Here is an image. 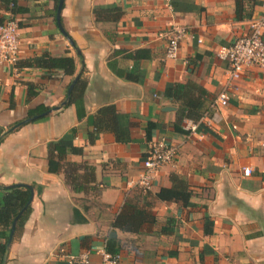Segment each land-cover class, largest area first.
I'll use <instances>...</instances> for the list:
<instances>
[{
	"label": "crops",
	"instance_id": "obj_1",
	"mask_svg": "<svg viewBox=\"0 0 264 264\" xmlns=\"http://www.w3.org/2000/svg\"><path fill=\"white\" fill-rule=\"evenodd\" d=\"M15 1L17 61L42 53L72 56L75 72L0 63V127L36 107H60L0 142V186L33 189L5 264H68V255L82 251L99 264L109 238L119 245L120 264H264V67L246 69L228 84L227 104L214 105L230 69L215 52L250 32L252 21L264 16V0H64L60 23L71 42L56 22L58 0ZM9 16L0 3V17ZM178 27L184 29L179 51L166 57L169 33ZM76 75L86 80L83 97L61 108ZM187 80L206 90L208 108L199 121L184 120L180 133L172 126L177 105L164 91ZM27 83L37 91L29 98ZM108 105L123 140L93 126V116ZM148 123L155 125L150 139ZM161 138L176 154L143 191L132 182L149 142ZM50 141L82 149L58 160L73 167L75 185L82 165L94 167V188L87 183L76 191L63 169L48 171ZM172 174L191 192L185 205L156 196L172 186ZM126 200L154 221L136 233L114 229Z\"/></svg>",
	"mask_w": 264,
	"mask_h": 264
},
{
	"label": "trees",
	"instance_id": "obj_2",
	"mask_svg": "<svg viewBox=\"0 0 264 264\" xmlns=\"http://www.w3.org/2000/svg\"><path fill=\"white\" fill-rule=\"evenodd\" d=\"M0 3L6 5V8L10 12L9 17H0V24L14 19V14L18 12L15 0H0ZM100 10L96 12L99 14ZM130 56V55H129ZM16 65H22L26 67H36L46 70H62L66 75L73 76L75 72V62L72 56H58L54 57L49 53H42L41 55L34 56L27 61ZM86 87V80L79 75L75 80L69 93L66 95V102L61 108L69 106L71 104H79L83 97V92ZM37 93L34 90V85L27 83V98L34 96ZM166 98H169L177 105L176 118L172 122L173 129L176 132H186L183 128L184 120L188 119L193 122H197L204 115L208 106L206 105L203 96L206 95V90L203 89L198 83L187 80L184 83L174 82L168 85L164 91ZM49 106H39L35 109L28 110L27 116H33L43 111L49 110ZM117 112L113 105H108L100 108L93 116V126L97 131L108 130L115 134L118 140H123L127 135L119 130V124L117 120ZM22 126L21 120H17L6 127H0V142L9 133L16 131ZM154 123H148L145 130V135L148 139L151 136V130L154 128ZM48 149V171L56 173L63 169L66 180L72 184L77 191H83L89 184V188H94L91 183H94V167L84 164L82 165L85 170L84 174H81V183L75 185V182L79 179L73 175V167L68 166L63 162L61 164L59 160L63 158L67 153L81 154L82 149L75 146H65L59 141H50L47 144ZM59 159V160H58ZM172 186L170 188H161L156 196L160 200H173L181 202L185 205L190 198L191 192L187 187V184L181 179L180 176L175 174L170 175ZM3 191V192H1ZM0 264L2 263L3 255L5 252L6 242L8 240L10 228L14 217L25 205L29 197V189L23 185H12L10 187L0 186ZM93 207L94 202L91 201ZM30 212V205L24 210V212L18 217L13 233V238H17L22 231L23 224ZM154 217L146 212L145 209L138 208L136 203L130 200H126L122 205L119 212L114 216L112 227L119 229L123 232L136 233L139 232L144 222H153ZM106 250L111 253H117L119 245L115 239L109 238L106 244Z\"/></svg>",
	"mask_w": 264,
	"mask_h": 264
},
{
	"label": "built area",
	"instance_id": "obj_3",
	"mask_svg": "<svg viewBox=\"0 0 264 264\" xmlns=\"http://www.w3.org/2000/svg\"><path fill=\"white\" fill-rule=\"evenodd\" d=\"M264 16L252 21L250 32L237 37L229 45L219 46L215 52L219 59L228 62L230 69L224 88L218 93L214 105H226L229 99L228 84L239 78L246 69L252 66L264 67ZM184 35L183 28H175L169 33L165 50L166 57L175 58L179 51L180 41ZM18 23L11 19L0 24V63L15 66L18 60ZM195 126H192L194 128ZM177 147L165 138L149 142L146 155L142 161L143 170L132 182L143 191L151 188L156 172L166 163L172 161ZM245 175H249L251 168H242ZM99 264H120L118 253H111L106 249L100 251ZM68 264H90L89 252L82 251L67 256Z\"/></svg>",
	"mask_w": 264,
	"mask_h": 264
},
{
	"label": "water",
	"instance_id": "obj_4",
	"mask_svg": "<svg viewBox=\"0 0 264 264\" xmlns=\"http://www.w3.org/2000/svg\"><path fill=\"white\" fill-rule=\"evenodd\" d=\"M63 2H64V0H58V2H57V6H56V22H57V25H58L60 31L71 42L70 38L67 36L66 32L64 31V29L62 28L61 23H60V11H61ZM77 77H78V75H76L73 78L72 82L70 83L69 88L67 90V94L69 93L70 89L72 88V86H73L75 80L77 79ZM65 102H66V100L63 101L62 104H65ZM58 108H60V107L59 106H55V107L50 108L49 110H46V111H43L41 113L35 114L33 116L27 117V118L23 119L21 121V123L23 124V123L32 121L34 119H38L40 117H43L46 114H48L49 112H51V110H56ZM10 186H12V185H10ZM26 187L29 189L30 194H29L28 200L26 201L25 205L21 208V210L17 213V215L14 217V219L12 221L11 228H10V232H9V236H8V240H7L6 246H5V252H4V255H3V259H2V263L1 264H5L8 247H9L11 241H12V238H13V233H14L16 221H17L18 217L24 212V210L30 205V202H31L32 197H33V189H32V187L30 185H26Z\"/></svg>",
	"mask_w": 264,
	"mask_h": 264
}]
</instances>
